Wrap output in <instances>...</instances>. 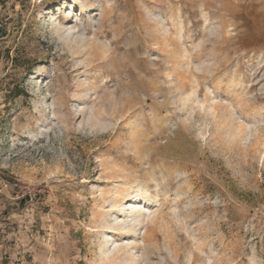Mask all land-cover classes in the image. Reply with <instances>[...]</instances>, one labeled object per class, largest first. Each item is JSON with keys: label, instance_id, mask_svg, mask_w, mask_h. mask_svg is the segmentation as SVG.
I'll list each match as a JSON object with an SVG mask.
<instances>
[{"label": "rangeland", "instance_id": "obj_1", "mask_svg": "<svg viewBox=\"0 0 264 264\" xmlns=\"http://www.w3.org/2000/svg\"><path fill=\"white\" fill-rule=\"evenodd\" d=\"M0 264H264V0H0Z\"/></svg>", "mask_w": 264, "mask_h": 264}]
</instances>
